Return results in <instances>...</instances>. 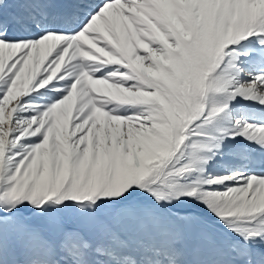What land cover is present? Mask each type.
<instances>
[{
    "label": "snow or ice",
    "instance_id": "1",
    "mask_svg": "<svg viewBox=\"0 0 264 264\" xmlns=\"http://www.w3.org/2000/svg\"><path fill=\"white\" fill-rule=\"evenodd\" d=\"M0 264H264V0H0Z\"/></svg>",
    "mask_w": 264,
    "mask_h": 264
}]
</instances>
